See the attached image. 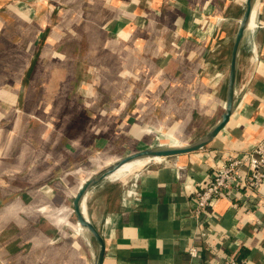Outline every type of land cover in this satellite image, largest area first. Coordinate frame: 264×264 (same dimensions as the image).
<instances>
[{"label": "crops", "instance_id": "obj_1", "mask_svg": "<svg viewBox=\"0 0 264 264\" xmlns=\"http://www.w3.org/2000/svg\"><path fill=\"white\" fill-rule=\"evenodd\" d=\"M245 1L0 0V264H93L94 241L71 230L79 185L162 137L188 145L219 121ZM254 6L239 102L217 136L86 193L102 264H264V184L236 194L237 207L213 199L198 226L192 215L212 159L264 138V0Z\"/></svg>", "mask_w": 264, "mask_h": 264}, {"label": "water", "instance_id": "obj_2", "mask_svg": "<svg viewBox=\"0 0 264 264\" xmlns=\"http://www.w3.org/2000/svg\"><path fill=\"white\" fill-rule=\"evenodd\" d=\"M257 0H246L245 8L242 17L239 21L231 49H230V60L229 67L226 76L225 84V104L223 112L220 116L219 121L200 139L194 141L188 145H177V146H149L142 150L136 151L134 153L125 155L116 162L110 164L106 168L99 171L92 178L87 180L76 193L72 201V210L75 216L76 224L88 233L96 245V256L93 264H102V260L105 253L104 241L99 233V231L94 227V225L86 218L83 212V201L86 193L95 185L106 180L108 176L116 172L123 165L134 162L151 160L153 158H166L177 156L181 154H186L190 152L197 151L205 147L210 143L217 134L225 127L228 120L232 114V111L237 106L239 98L234 96L236 72H237V60L241 47V42L246 31L248 22L250 20L251 12L253 10L254 4Z\"/></svg>", "mask_w": 264, "mask_h": 264}, {"label": "built area", "instance_id": "obj_3", "mask_svg": "<svg viewBox=\"0 0 264 264\" xmlns=\"http://www.w3.org/2000/svg\"><path fill=\"white\" fill-rule=\"evenodd\" d=\"M212 160L214 165L210 178L194 193L192 215L197 226L201 224L200 219L213 199L220 196L233 198L232 204L237 207L236 194L249 193L264 184V138L242 151L226 152L222 160ZM246 212L249 213V210L246 209ZM187 254L194 259L198 251L195 247H189ZM227 264H245V261L232 258Z\"/></svg>", "mask_w": 264, "mask_h": 264}, {"label": "bare ground", "instance_id": "obj_4", "mask_svg": "<svg viewBox=\"0 0 264 264\" xmlns=\"http://www.w3.org/2000/svg\"><path fill=\"white\" fill-rule=\"evenodd\" d=\"M255 5V4H254ZM255 8L256 6L253 7V10L251 12V16H250V20L248 22V25H247V28H246V31H245V36H244V39L245 41L248 43L251 41L252 39V35L254 33V30H255V27H256V23H255ZM245 69V68H244ZM245 72V71H244ZM170 145L169 146H177V145H181V143H178V142H170L169 143ZM161 146V145H159ZM168 146V145H167ZM152 161H158L159 158H153L151 159ZM151 160H143V161H134V162H131V163H128V164H125L123 165L120 169H118V171L116 172L115 175L111 176L110 178L108 179H114V180H118L120 178H122L124 175H126L128 172L131 173L132 170L136 169L137 166H140V164H142L143 162H148V161H151ZM138 164V165H137ZM136 165V166H134ZM128 173V174H129ZM83 184H80L79 186H81ZM79 189V188H78ZM68 209H63V210H57L55 211V213H57L59 216L58 218L61 220V222H65L66 220V215H67V212ZM84 211V209H83ZM73 228V227H72ZM74 228L76 229V231L78 233H80L81 231H83L79 226H74ZM73 228V229H74ZM81 234V233H80ZM86 242V241H85Z\"/></svg>", "mask_w": 264, "mask_h": 264}, {"label": "rangeland", "instance_id": "obj_5", "mask_svg": "<svg viewBox=\"0 0 264 264\" xmlns=\"http://www.w3.org/2000/svg\"><path fill=\"white\" fill-rule=\"evenodd\" d=\"M50 127L48 126L47 127V129H49ZM166 138L167 137H162V139H159V140H157L156 142H155V145L156 146H159V145H164V146H167V145H170L169 143H170V141L169 140H166ZM152 162V161H151ZM151 162L150 161H146V162H143L142 164H140V166H142V165H146V164H151ZM138 165V164H137ZM134 166H136V165H134ZM140 166H137V168H139ZM135 170V169H134ZM118 171V170H117ZM116 171V172H117ZM133 171V170H132ZM131 171V172H132ZM116 172H114L113 174H111L110 176H108V178H110L111 176H113V175H115L116 174ZM129 173V172H128ZM125 176H127V174L126 175H124L123 177H125ZM122 177V178H123ZM121 179V178H120ZM109 180H111V179H109ZM114 179H112L111 181H113ZM41 211H43V212H45L46 210H45V208H41L40 209ZM73 228H74V226H73ZM72 227H71V230L74 232V233H78L77 231H76V229L74 228L73 229ZM57 240V239H56ZM55 241V240H54Z\"/></svg>", "mask_w": 264, "mask_h": 264}, {"label": "trees", "instance_id": "obj_6", "mask_svg": "<svg viewBox=\"0 0 264 264\" xmlns=\"http://www.w3.org/2000/svg\"><path fill=\"white\" fill-rule=\"evenodd\" d=\"M244 256V252H242V254H240V257H243ZM238 259H239V257H238Z\"/></svg>", "mask_w": 264, "mask_h": 264}]
</instances>
